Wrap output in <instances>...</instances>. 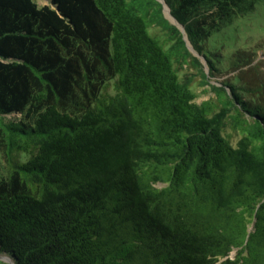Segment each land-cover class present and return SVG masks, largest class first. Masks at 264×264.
Returning <instances> with one entry per match:
<instances>
[{"label": "trees", "instance_id": "16d2710c", "mask_svg": "<svg viewBox=\"0 0 264 264\" xmlns=\"http://www.w3.org/2000/svg\"><path fill=\"white\" fill-rule=\"evenodd\" d=\"M43 1L0 0V256L264 264L256 58L217 43L254 1L164 0L198 56L160 0Z\"/></svg>", "mask_w": 264, "mask_h": 264}, {"label": "rangeland", "instance_id": "374dc122", "mask_svg": "<svg viewBox=\"0 0 264 264\" xmlns=\"http://www.w3.org/2000/svg\"><path fill=\"white\" fill-rule=\"evenodd\" d=\"M254 7H250L249 10L242 14H239V22L233 25L229 29H225L218 33L217 43L223 52H229L239 46V64L244 61L250 54L255 56L254 64L257 65L255 73L259 76L258 83L245 79L247 76L244 73H239V86H246L250 88L248 90L239 87V94L242 93L249 96L251 103L257 105L261 109L264 108V0H253ZM40 4L44 3L43 0H38ZM248 5H250L247 2ZM163 13L166 18L172 22V17L165 7ZM151 30L157 31L161 36L163 32L156 27H151ZM190 45V44H189ZM191 47V45H190ZM192 49V47H191ZM192 51L198 56L197 52ZM201 62L204 65L206 71L208 70L207 62L203 57H200ZM192 72H196L195 68H187ZM223 76L210 77V82L216 84L217 81H221ZM197 93L196 100L201 102L207 99L215 98L214 91L206 84L199 82V75L195 74L194 86ZM261 94V95H260ZM229 131V129H227ZM238 137L237 134H233L232 142Z\"/></svg>", "mask_w": 264, "mask_h": 264}, {"label": "water", "instance_id": "95a60500", "mask_svg": "<svg viewBox=\"0 0 264 264\" xmlns=\"http://www.w3.org/2000/svg\"><path fill=\"white\" fill-rule=\"evenodd\" d=\"M160 1H161V2L163 3V5H164L163 9H164L165 7H167V9H168V11H169V13H170L169 6L167 5V3H166L164 0H160ZM170 15H171V13H170ZM171 17H172V19H173V20H172V23L176 24L179 28L182 29V31L184 32V37H185V39L187 40L188 45L190 44L191 47H192V44H191L190 41L187 39V35H186V33H185V29H184L183 25H182V24H179V23L177 22V20L175 19L174 16L171 15ZM190 45H189V47H190ZM191 47H190V48H191ZM192 49H193V47H192ZM192 49H191V50H192ZM193 50H194V49H193ZM0 259L5 260V261H8V262H11L9 259H7L6 257H3V256H0ZM11 264H14V263L11 262Z\"/></svg>", "mask_w": 264, "mask_h": 264}]
</instances>
